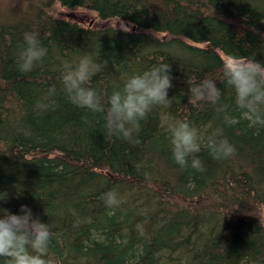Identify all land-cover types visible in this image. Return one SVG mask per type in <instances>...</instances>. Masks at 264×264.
<instances>
[{
	"label": "trees",
	"instance_id": "trees-1",
	"mask_svg": "<svg viewBox=\"0 0 264 264\" xmlns=\"http://www.w3.org/2000/svg\"><path fill=\"white\" fill-rule=\"evenodd\" d=\"M12 3L0 264H264V0Z\"/></svg>",
	"mask_w": 264,
	"mask_h": 264
},
{
	"label": "rangeland",
	"instance_id": "rangeland-1",
	"mask_svg": "<svg viewBox=\"0 0 264 264\" xmlns=\"http://www.w3.org/2000/svg\"><path fill=\"white\" fill-rule=\"evenodd\" d=\"M15 1H22V0H0V10L14 11L15 6L13 5L12 2ZM51 13L57 18L69 20L72 22H77L84 26L102 24V22L98 19L97 15L94 12H91L84 8L66 9L57 3L51 8ZM106 22H107L106 25H113L116 27H124V28L129 27L127 24L117 19L108 20ZM228 63L232 67H235L239 64L237 61L234 60H228ZM263 222H264V211H263Z\"/></svg>",
	"mask_w": 264,
	"mask_h": 264
}]
</instances>
